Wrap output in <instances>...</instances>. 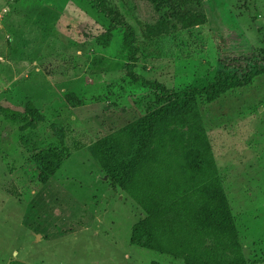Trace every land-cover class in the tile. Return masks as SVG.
<instances>
[{
  "label": "rangeland",
  "instance_id": "rangeland-1",
  "mask_svg": "<svg viewBox=\"0 0 264 264\" xmlns=\"http://www.w3.org/2000/svg\"><path fill=\"white\" fill-rule=\"evenodd\" d=\"M112 1L133 32L111 29L88 0H0V108L26 113L33 102L41 115L21 129L0 112V264H187L133 241L149 214L93 149L127 152L160 105L143 78L181 89L264 64V0ZM200 6L206 22L185 27ZM198 106L242 254L264 264V73ZM48 148L64 160L43 181L34 156ZM151 165L152 176L162 168ZM176 218L160 211L151 228L165 248Z\"/></svg>",
  "mask_w": 264,
  "mask_h": 264
},
{
  "label": "trees",
  "instance_id": "trees-1",
  "mask_svg": "<svg viewBox=\"0 0 264 264\" xmlns=\"http://www.w3.org/2000/svg\"><path fill=\"white\" fill-rule=\"evenodd\" d=\"M88 1L109 20L111 29L123 27L133 32L112 0ZM194 12H188L185 27L206 22L207 15L201 6L196 14ZM128 66L129 75L138 79L140 75L135 73L132 65ZM263 73L264 64L260 63L244 75L218 70L207 85L193 84L181 89L142 79L145 88L159 91L160 105L141 118L137 131L129 137L126 153L122 154L114 143L106 142L101 143L98 150L93 149L96 156L101 152L97 159L111 181L129 192L149 214L135 225L134 242L182 254L187 258V264H248L242 254L218 165L211 154L198 97L205 96L207 101H214L229 89L250 84ZM0 112L6 119L18 123L21 129L41 120L33 102H28L26 113L9 107H1ZM108 157L112 160L110 163ZM34 158L41 179L47 181L61 167L64 155L57 148H48ZM151 161L162 165L153 176L150 172L145 173L147 168L148 171L153 169ZM160 211L172 212L178 217L174 222L180 226L177 236L172 223H167L174 234L169 235V241L165 243L169 247L166 248L151 231ZM207 238L212 243H207ZM10 264L28 263L13 260Z\"/></svg>",
  "mask_w": 264,
  "mask_h": 264
}]
</instances>
